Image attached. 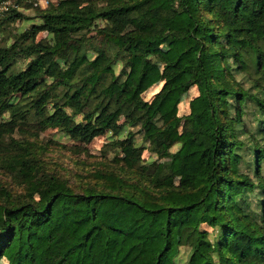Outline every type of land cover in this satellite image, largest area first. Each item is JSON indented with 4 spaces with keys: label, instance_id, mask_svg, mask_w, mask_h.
Segmentation results:
<instances>
[{
    "label": "trees",
    "instance_id": "obj_1",
    "mask_svg": "<svg viewBox=\"0 0 264 264\" xmlns=\"http://www.w3.org/2000/svg\"><path fill=\"white\" fill-rule=\"evenodd\" d=\"M10 1L0 34L40 21L0 47V262L264 264V0ZM123 127L75 181L39 141Z\"/></svg>",
    "mask_w": 264,
    "mask_h": 264
},
{
    "label": "rangeland",
    "instance_id": "obj_2",
    "mask_svg": "<svg viewBox=\"0 0 264 264\" xmlns=\"http://www.w3.org/2000/svg\"><path fill=\"white\" fill-rule=\"evenodd\" d=\"M32 1V0H31ZM35 0H33L34 2ZM59 0H49L51 4H56ZM24 16L28 19L21 20L13 23L9 26L5 34H0V47L9 45L14 39L15 35L25 32L33 23L40 21L36 12L32 8H25L21 10ZM46 33H40L38 39L46 38ZM9 38V39H8ZM26 61L18 60L14 64L15 69L24 67ZM118 65V64H117ZM116 65V66H117ZM117 69V67H116ZM160 86H155L150 90L143 93L145 100H150L152 96L157 92ZM196 89L192 88L185 95L179 99L177 108L178 115H186L188 113V102L196 96ZM80 116L76 117L79 120ZM134 133L133 143L135 146L145 147L143 151L144 160H155V155L149 153L146 150V144L142 140V133L137 131L136 128L131 129ZM128 128L123 129L118 135H113L110 132H105L103 135L95 138L92 142L84 144L78 141H74L66 136L64 133L57 129H48L41 133L39 141L46 144L45 156L47 162L51 164H57L59 166V172L61 175H69L71 180L78 179L77 174H83L87 170H92L94 167L101 166L103 163L109 164L114 161L115 158H121L123 155L119 149L113 148L112 143L117 139H123L127 136ZM178 148V145H174L171 150L174 151ZM108 167H111L110 165ZM0 177L3 180L9 181L11 178L8 173H3L0 170ZM202 230L210 232V228L205 225L201 226ZM211 237V235H210ZM188 253L187 247H181L180 253L177 256V264H183L186 260ZM0 264H5L1 261Z\"/></svg>",
    "mask_w": 264,
    "mask_h": 264
},
{
    "label": "built area",
    "instance_id": "obj_3",
    "mask_svg": "<svg viewBox=\"0 0 264 264\" xmlns=\"http://www.w3.org/2000/svg\"><path fill=\"white\" fill-rule=\"evenodd\" d=\"M49 0H35L34 5L35 6H40L41 8H44L48 5ZM10 7H15L12 1L6 0V1H1L0 2V16L7 12Z\"/></svg>",
    "mask_w": 264,
    "mask_h": 264
}]
</instances>
